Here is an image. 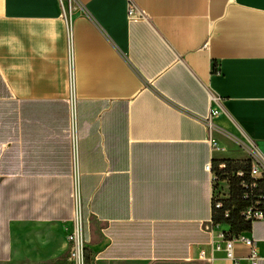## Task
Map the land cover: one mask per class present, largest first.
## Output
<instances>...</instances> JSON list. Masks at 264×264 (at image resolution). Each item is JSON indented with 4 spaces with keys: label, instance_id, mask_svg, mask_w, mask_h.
I'll return each mask as SVG.
<instances>
[{
    "label": "crops",
    "instance_id": "crops-1",
    "mask_svg": "<svg viewBox=\"0 0 264 264\" xmlns=\"http://www.w3.org/2000/svg\"><path fill=\"white\" fill-rule=\"evenodd\" d=\"M250 145L264 0H0V264H71L78 227L90 264H249L206 166Z\"/></svg>",
    "mask_w": 264,
    "mask_h": 264
},
{
    "label": "trees",
    "instance_id": "trees-1",
    "mask_svg": "<svg viewBox=\"0 0 264 264\" xmlns=\"http://www.w3.org/2000/svg\"><path fill=\"white\" fill-rule=\"evenodd\" d=\"M213 165L216 186L218 183L226 182L229 186V194L224 197H213L214 225L226 224L229 231L228 237L250 231L253 220L247 218L250 208L259 210L264 214V174L256 178L252 174L253 162L251 158L246 160H225ZM216 189V188H215ZM85 264H90L88 249L84 251Z\"/></svg>",
    "mask_w": 264,
    "mask_h": 264
},
{
    "label": "built area",
    "instance_id": "built-area-1",
    "mask_svg": "<svg viewBox=\"0 0 264 264\" xmlns=\"http://www.w3.org/2000/svg\"><path fill=\"white\" fill-rule=\"evenodd\" d=\"M130 14L134 15L136 14V10L130 9ZM215 110L212 111L215 114ZM206 123L208 125L209 132L211 133V130L213 129V123L211 121V116L206 120ZM210 142L215 146V140L212 139L211 134L209 137ZM248 154L253 162L252 167V174L256 178L261 177L264 174V162L261 160L260 156L258 155L257 148L255 145H250L246 147ZM222 168H224V165H221ZM206 169L208 171H213V166L211 164H208L206 166ZM214 180H215V174H214ZM247 218L252 219L253 222L257 220H261L264 218V214L259 210H254L253 208H250L247 212ZM215 229L212 231V244L215 245L217 250L224 251L226 253L227 259L233 261L236 263L237 258L235 256V246L238 244L244 245L249 249V255L247 257L249 264H259V261L261 259L257 246L256 241L253 238V236L250 235V231H244L240 234L233 235L231 237H228L226 234V231L222 230L220 228V225H214ZM68 240L70 241V256L69 258L75 261H78L80 258L84 262V251L85 246L83 242V236H82V228L78 227L77 231L70 234L68 236ZM201 256L204 257L205 253L202 252Z\"/></svg>",
    "mask_w": 264,
    "mask_h": 264
},
{
    "label": "rangeland",
    "instance_id": "rangeland-1",
    "mask_svg": "<svg viewBox=\"0 0 264 264\" xmlns=\"http://www.w3.org/2000/svg\"><path fill=\"white\" fill-rule=\"evenodd\" d=\"M223 183H226V182H222V183H218L217 186H216V196L217 197H224V196H227V193H225L224 191V188H223ZM85 249V248H84ZM69 263V262H68ZM71 264H78L77 261H71L70 262ZM83 264H85V258H84V262Z\"/></svg>",
    "mask_w": 264,
    "mask_h": 264
},
{
    "label": "bare ground",
    "instance_id": "bare-ground-1",
    "mask_svg": "<svg viewBox=\"0 0 264 264\" xmlns=\"http://www.w3.org/2000/svg\"><path fill=\"white\" fill-rule=\"evenodd\" d=\"M77 263H78V261H77ZM79 264H83V261L81 258L79 259Z\"/></svg>",
    "mask_w": 264,
    "mask_h": 264
}]
</instances>
